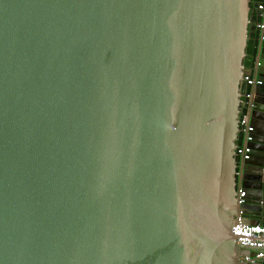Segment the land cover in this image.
<instances>
[{"label":"water","instance_id":"obj_1","mask_svg":"<svg viewBox=\"0 0 264 264\" xmlns=\"http://www.w3.org/2000/svg\"><path fill=\"white\" fill-rule=\"evenodd\" d=\"M251 13V0H0V264L250 254L232 228L240 212L264 225V31L253 152L236 156Z\"/></svg>","mask_w":264,"mask_h":264},{"label":"built area","instance_id":"obj_2","mask_svg":"<svg viewBox=\"0 0 264 264\" xmlns=\"http://www.w3.org/2000/svg\"><path fill=\"white\" fill-rule=\"evenodd\" d=\"M260 22L256 23V28L259 33L264 31V3L257 6ZM243 82L246 84L247 92L242 99L240 116V140L239 146L236 150V156L240 162L249 161L252 156V142L254 141L255 127L251 121V113L254 110L252 89L263 85L261 79H255L252 74H245ZM245 193L242 189L238 190L237 198L238 205L243 204ZM233 235L237 238L242 251H247L250 254H244L240 257L238 264H251L256 260L264 259V225L248 224L242 217V212L237 218V223L232 228Z\"/></svg>","mask_w":264,"mask_h":264},{"label":"trees","instance_id":"obj_3","mask_svg":"<svg viewBox=\"0 0 264 264\" xmlns=\"http://www.w3.org/2000/svg\"><path fill=\"white\" fill-rule=\"evenodd\" d=\"M263 2L264 0H251L252 10L255 8V6ZM258 15L257 13L256 15L255 13L252 15L251 13V24L249 27V40H248L247 49H246L247 57L245 59V67L246 66L248 67V65L251 64L257 56V48L259 44L260 33L256 28V23L261 21ZM244 111H245L244 109L241 110L242 113H244ZM239 143H241L240 139H239Z\"/></svg>","mask_w":264,"mask_h":264},{"label":"crops","instance_id":"obj_4","mask_svg":"<svg viewBox=\"0 0 264 264\" xmlns=\"http://www.w3.org/2000/svg\"><path fill=\"white\" fill-rule=\"evenodd\" d=\"M264 3V2H263ZM258 6V5H257ZM257 6H255V8L252 10V15L255 13V15H256V13H257V15H258V11H257ZM258 17H259V15H258ZM260 39V38H259ZM256 64H257V59L255 58V60L251 63V64H249L248 65V67L246 66V73L247 74H252V76L254 77V75H253V71H254V69H255V67H256ZM259 91H258V87L256 88V89H252V93H253V95L254 94H257ZM259 99V98H258ZM254 127H255V125H254ZM254 137H256V127H255V133H254Z\"/></svg>","mask_w":264,"mask_h":264}]
</instances>
